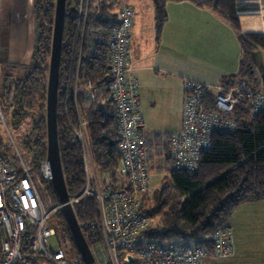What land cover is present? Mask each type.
<instances>
[{"label":"trees","instance_id":"obj_1","mask_svg":"<svg viewBox=\"0 0 264 264\" xmlns=\"http://www.w3.org/2000/svg\"><path fill=\"white\" fill-rule=\"evenodd\" d=\"M81 1L66 2L57 103L59 151L69 198L80 195L86 182L82 147L72 142L78 111L87 120V135L95 168L107 173L112 182L117 181L120 156L115 100L106 88L112 76L108 41L119 23L120 5L117 0H89L82 27L71 13L73 6L80 5ZM87 1L82 2L84 8ZM152 1L156 28L160 32L167 20L166 3L179 0ZM192 1L211 8L238 31L239 15L254 10L244 0ZM55 3L56 0H34L36 43L32 61L28 67L18 70L17 76L9 72L5 74L4 91L0 94L1 99L11 102L15 121L32 118V133L28 134L26 146L33 152V166H38L47 158L45 102ZM239 39V71L225 77L222 82L232 84L243 81L249 87L264 90V65L258 58L259 50L264 48V35L240 34ZM87 91L92 92L95 98L90 106L84 104ZM37 101L42 102L40 108L35 105ZM232 116L237 123L236 130L214 132L211 147L201 154L195 170L175 168L170 135H146L151 171L164 173L165 177L158 187L143 197L142 212L151 219L143 232L145 240L165 245L193 244L212 252L215 232L228 229L234 248L228 227L233 211L243 203L264 199V107L253 115L240 104ZM34 134L36 136L32 140ZM160 141L163 144L161 149L153 151L155 143ZM48 191L52 200L58 202L52 185ZM73 209L86 239H89L86 226L96 225L91 236L100 242L96 198L89 197L75 204ZM53 224L62 240L70 241L72 251L79 255L62 211L55 213Z\"/></svg>","mask_w":264,"mask_h":264},{"label":"built area","instance_id":"obj_2","mask_svg":"<svg viewBox=\"0 0 264 264\" xmlns=\"http://www.w3.org/2000/svg\"><path fill=\"white\" fill-rule=\"evenodd\" d=\"M82 2L73 6L71 13L83 27L87 5L84 8ZM133 17L130 6L120 4L119 23L108 41L112 76L106 88L115 100L120 138L117 181L112 182L107 173L95 168L87 120L78 111L72 142L82 147L86 182L81 194L70 198L68 203L73 207L89 197L97 200L100 242L91 236L96 225L86 226L89 239L84 236L96 264H201L209 256H229L234 248L228 229L215 232L212 252L193 244L165 245L143 238L151 219L141 207L143 197L153 187L138 81L131 76L129 63ZM78 76L77 72L76 91ZM94 101V94L87 91L84 104L90 106ZM240 104L253 115L259 113L264 107V90L249 87L243 81L215 85L185 81L182 129L169 137L175 168L195 170L201 154L210 149L214 132L235 131L237 123L232 114ZM3 128L10 140L3 138ZM52 179L53 170L47 158L38 166L26 164L8 128L0 97V264H70L53 224L55 213L62 211L65 204L52 200L48 191ZM38 182L50 196V207L44 204ZM52 237L56 239V247L50 244Z\"/></svg>","mask_w":264,"mask_h":264},{"label":"crops","instance_id":"obj_3","mask_svg":"<svg viewBox=\"0 0 264 264\" xmlns=\"http://www.w3.org/2000/svg\"><path fill=\"white\" fill-rule=\"evenodd\" d=\"M33 2L0 0V94L5 74L13 71L16 76L32 61L36 43ZM244 2L254 10L239 15L240 31L211 8L179 0L166 3L167 20L158 32L152 0H117L134 12L129 63L131 76L138 81L146 135L165 137L182 129L185 81L215 85L238 73L240 34L264 35V0ZM258 58L264 65V48ZM162 145L160 141L154 147ZM228 227L234 253L220 259L207 257L201 264H264V199L239 205Z\"/></svg>","mask_w":264,"mask_h":264},{"label":"water","instance_id":"obj_4","mask_svg":"<svg viewBox=\"0 0 264 264\" xmlns=\"http://www.w3.org/2000/svg\"><path fill=\"white\" fill-rule=\"evenodd\" d=\"M67 0H56L53 22L49 73L46 90V136L47 160L53 170L51 184L57 194L60 204H65L62 212L66 218L75 245L84 264H96L91 248L77 221L73 207L68 203L69 195L63 174L58 142L57 103L59 91L60 61L63 43V31Z\"/></svg>","mask_w":264,"mask_h":264},{"label":"rangeland","instance_id":"obj_5","mask_svg":"<svg viewBox=\"0 0 264 264\" xmlns=\"http://www.w3.org/2000/svg\"><path fill=\"white\" fill-rule=\"evenodd\" d=\"M86 5L88 6V1L86 2ZM34 12V7H33ZM35 17V15H34ZM50 62V58H49ZM10 73V72H9ZM17 76V75H16ZM3 104L5 105V113H6V122L8 125V128L11 131V134L15 140V143L19 149V152L21 153L22 157L24 158L27 165L30 167H33V152L30 148L26 146V140L28 139V134L32 133V118L27 117L24 118L22 121H15L13 118L14 110L10 108V101L8 99L2 98ZM41 101L35 102V105L39 108L41 107ZM45 117H46V102H45ZM46 120V119H45ZM18 122V123H17ZM36 134L32 135V140ZM3 138L5 140H10V136L7 133V130L3 128ZM47 141V140H46ZM153 151H159L160 149L153 147ZM164 173L158 172V171H151V185L153 188H156L159 186L160 182L164 179ZM38 188L40 190V194L42 196V199L44 201V204L46 207L51 206V200L50 196L47 193V190L45 189L44 185L40 182L37 183ZM50 186V184H48ZM57 233V232H56ZM61 234H57V237L60 241V243L63 246V249L65 250L67 254V258L71 264H82V260L80 259L81 255L74 253L72 250V243L70 241L64 242L60 236ZM50 244L52 247L57 246V242L55 237L50 238ZM192 245V244H191ZM72 248V249H71Z\"/></svg>","mask_w":264,"mask_h":264},{"label":"clouds","instance_id":"obj_6","mask_svg":"<svg viewBox=\"0 0 264 264\" xmlns=\"http://www.w3.org/2000/svg\"><path fill=\"white\" fill-rule=\"evenodd\" d=\"M89 245V244H88Z\"/></svg>","mask_w":264,"mask_h":264}]
</instances>
